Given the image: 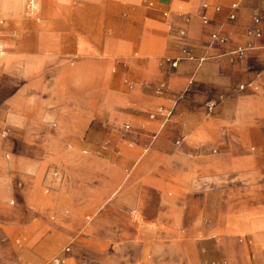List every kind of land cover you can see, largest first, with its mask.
Wrapping results in <instances>:
<instances>
[{"label": "crops", "instance_id": "crops-1", "mask_svg": "<svg viewBox=\"0 0 264 264\" xmlns=\"http://www.w3.org/2000/svg\"><path fill=\"white\" fill-rule=\"evenodd\" d=\"M28 1L0 0V264H264V0H82V19L75 0H34L36 15ZM256 13L263 36L250 39ZM213 32L230 44L213 45ZM249 40L256 48L236 63L160 66L183 44L215 57ZM92 89L106 107L137 111L130 130L116 126L122 117L111 123V151H71L59 178L44 170L47 153L13 151L15 139L42 140L49 116L68 117V139L86 137ZM43 173L51 197L33 200ZM16 202L38 214L22 221ZM92 209L84 225L80 213Z\"/></svg>", "mask_w": 264, "mask_h": 264}, {"label": "rangeland", "instance_id": "rangeland-1", "mask_svg": "<svg viewBox=\"0 0 264 264\" xmlns=\"http://www.w3.org/2000/svg\"><path fill=\"white\" fill-rule=\"evenodd\" d=\"M38 6L39 8L34 15H36L41 9L39 4ZM83 8L84 5L82 0L74 1V9L76 11L74 17L75 19H82ZM182 9L186 10V8L184 7ZM87 11L89 13V19H91L92 21H99L100 19H102V12L97 2L92 1L90 6L87 7ZM26 13H28V11H26ZM64 17L67 18V13H64ZM94 59L95 57L92 56V60ZM105 97L106 94L104 96V93L98 91L97 89H92L91 105L89 108L92 124L90 131L88 132L86 137H83V139L71 140L67 138L68 134L65 129V126H63L61 123L62 119L68 118L67 116L65 115L64 116L60 115L57 117L49 116V118H47V121H49V123L44 124L42 127L44 134L42 140L15 139L14 140L15 147L13 148V151H43L44 152L43 157H45L47 153L48 155L46 156L47 162L45 163L44 170L49 169L51 174L55 170L57 171L61 170L62 169L61 165L64 164V166H67L70 164L71 160L68 159V154H70L71 151H79L80 152L79 158H81L82 155H87V157L93 159H95V157H97V155L100 153L111 151L113 145L112 133L116 131L117 127H119L120 130L125 131L126 130L125 126L130 123L129 121L132 119V117L135 115V112L137 111L127 107H119V108L106 107L104 106ZM80 110L86 111V108H80ZM116 116L123 118L121 122L118 125H116L117 127L115 125H111V123L112 124L114 123ZM54 123H56V127L53 126ZM43 176L44 173L40 175V179H38V182L31 195L33 200L37 199L41 201L43 198L45 199L51 197L50 194L45 193V188L43 185ZM8 205L12 210L11 213L16 214V216L20 217V219L24 222L33 219L35 217V214H38L34 210L32 203L17 205L16 202V204L14 205H10V204ZM95 206H97L96 208H98L99 205H95ZM61 210L62 212L68 210L71 213L73 210H75V207H73L72 205L65 204L62 206ZM96 213L97 211L93 209L92 211L91 210L82 211L80 214L84 225L86 224L88 225L90 222L92 223L94 221L95 215H97ZM68 216H70V214ZM87 217H89L90 219H88ZM0 219L2 221L4 220L2 217H0ZM58 225L62 226L60 223H58ZM241 238L243 239V237H238V239ZM124 242L130 243L129 240H124ZM69 244L70 243H67L65 246ZM125 263L126 262L124 261V264Z\"/></svg>", "mask_w": 264, "mask_h": 264}, {"label": "built area", "instance_id": "built-area-1", "mask_svg": "<svg viewBox=\"0 0 264 264\" xmlns=\"http://www.w3.org/2000/svg\"><path fill=\"white\" fill-rule=\"evenodd\" d=\"M37 3V2H36ZM38 4V3H37ZM206 7L208 5H205ZM239 7L238 4H233L232 8L234 10H236ZM26 9L28 11V13L32 14L34 12H36L38 10V6H36L35 1L34 0H29L27 5H26ZM167 15V14H166ZM236 13L233 12L230 15V19L231 20H235L236 19ZM203 22L204 24H209L210 20L207 17L203 18ZM262 22H263V17L260 13H256L253 17V23L252 25L248 28L247 30V36L250 39H260L263 36V29H262ZM3 23V20H0V24ZM180 34L182 36H185L186 32L185 30H181ZM1 40V39H0ZM211 41L213 45H220V46H227L230 44L231 42V38L229 35L221 33V32H213L211 34ZM256 48L255 44L252 42V40H249L247 43L245 44H240L237 45L236 47L227 50L226 52L222 53L219 56H198L196 55L193 50L186 44H183L181 46L180 49V53L177 56H167L164 57L163 59H161L160 61V66H164L166 64L171 65L173 68H177L179 67V65L184 62V61H191L197 64V69L201 68L207 61L212 60L214 58H219L221 56H227L230 60V62L232 63H236L238 61H241L243 59H245L248 55V53L251 50H254ZM4 53V47L0 42V54ZM244 88V86H241V89ZM184 93L182 94H178L174 96V99L176 102H178L179 100L184 98ZM217 106V102L214 100H210L206 103V107L208 109L209 112H213L214 109ZM158 113L164 115L166 118H170L173 115V110H167L164 106L159 107L158 109ZM154 116V114L152 115ZM126 130H130L131 126L129 124H127L125 126ZM9 135V132L6 131L4 132V137H7ZM179 143V142H178ZM53 177L55 178H59L60 177V173L59 171L55 170L52 173ZM49 191V189H48ZM8 239L5 235L2 234V223L0 221V242L5 243L7 242ZM66 252L70 251V247H67ZM64 258L59 257L56 258L54 260L55 264H63L64 263ZM203 264H229V262L227 260H224L222 262L219 261H211V262H206Z\"/></svg>", "mask_w": 264, "mask_h": 264}]
</instances>
